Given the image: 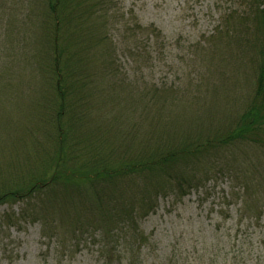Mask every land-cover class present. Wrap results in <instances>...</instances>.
Instances as JSON below:
<instances>
[{"label":"trees","instance_id":"1","mask_svg":"<svg viewBox=\"0 0 264 264\" xmlns=\"http://www.w3.org/2000/svg\"><path fill=\"white\" fill-rule=\"evenodd\" d=\"M111 2L0 0V158L10 145L19 159L6 169L0 163V205L23 206L3 223L37 224L51 246L47 264H71L83 247L95 264H144L139 252L148 239L138 223L160 198L181 199L201 186L222 151L245 145L264 151V0H242V11L222 17L206 53L207 62L216 57L214 71L197 91L150 82L151 59L138 61L142 90L125 73L112 75ZM133 26L146 44L160 41L153 25ZM247 66L241 91L230 90L232 83L223 89L239 103L236 117L222 124L220 106L230 100L217 98L225 67ZM27 87L31 93L24 94ZM123 99V110L111 117L90 115ZM185 112L191 117L178 115Z\"/></svg>","mask_w":264,"mask_h":264},{"label":"rangeland","instance_id":"2","mask_svg":"<svg viewBox=\"0 0 264 264\" xmlns=\"http://www.w3.org/2000/svg\"><path fill=\"white\" fill-rule=\"evenodd\" d=\"M111 1L109 17L114 25L109 26L107 36L115 46L112 59L117 67V73L112 75L117 74L121 78L125 73L128 82H138L135 86L140 90L143 88L140 78L143 73L137 71L138 61L151 59L156 68L148 74L150 82L153 80L160 87L167 85L178 90L197 91L196 84L207 78V72L214 71L212 63L216 57L206 60L214 30L220 26L225 14L242 11L243 4L242 0ZM135 24L140 27L153 25L161 32L162 43L161 38L158 42L153 38L146 44L133 26ZM130 28L135 32H128ZM219 48H212L217 56ZM225 69L227 83L217 92L219 100L223 96L230 97L228 105L222 101L220 106L217 119L222 124L236 117L239 103L236 97L229 96L223 89L232 83L230 90L235 92L237 86L241 91L251 72L249 66L239 71ZM30 90L25 88L24 94ZM126 102L130 107V100ZM118 103L120 105L113 110L108 104L94 107L90 115L111 117L110 113L123 110L124 99ZM210 104L207 103V110ZM9 112L14 119H23L14 109ZM180 114L190 116L187 112ZM33 122H27V126L31 127ZM191 128L195 133L199 130ZM204 129H209L208 125ZM22 137L29 140L28 135L22 134ZM232 150L231 157L229 153ZM221 154L216 159L221 161L215 168V174L212 172L201 186L181 199L173 193L166 194L159 199L155 211L139 221V229L148 239L139 252L144 264H264V151L245 145L239 150L232 148ZM11 159L19 161L16 152L8 145L6 155L0 158L1 169L5 166L6 169L12 163ZM30 166L27 163L26 171ZM22 207V203L0 205V264H47L45 254L51 246L39 237L37 224L7 228L3 223L7 215L16 216ZM90 252L85 247L81 248L71 264L97 263Z\"/></svg>","mask_w":264,"mask_h":264}]
</instances>
